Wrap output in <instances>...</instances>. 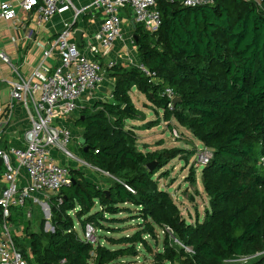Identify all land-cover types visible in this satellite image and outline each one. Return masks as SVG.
Returning <instances> with one entry per match:
<instances>
[{
  "label": "trees",
  "instance_id": "1",
  "mask_svg": "<svg viewBox=\"0 0 264 264\" xmlns=\"http://www.w3.org/2000/svg\"><path fill=\"white\" fill-rule=\"evenodd\" d=\"M157 8L162 15L157 31L139 24L135 29L139 59L156 78L121 63L106 67L114 82L111 98L83 108L75 118L85 140L80 156L109 173L107 186L71 168L72 185L50 197L54 230H45L44 223L39 231L26 230L36 264H114L138 255L139 246L152 252L148 238L157 242V228L164 232L163 246L150 264H229L243 257H251L243 264H264V0H214L199 7L158 0ZM134 88L154 112H163L169 128L175 120L212 152L210 162L201 165L210 204L203 218L197 214L188 221L157 176L178 156L186 160L189 151L139 147L137 128L128 124L147 117L134 103ZM167 88L181 99L174 110ZM188 181L197 187L194 168ZM128 205L140 223L131 235L106 237L118 248L79 235L77 221L83 229L89 223L104 228L103 221L121 222L116 216L130 213ZM15 242L27 258L25 245Z\"/></svg>",
  "mask_w": 264,
  "mask_h": 264
},
{
  "label": "built area",
  "instance_id": "2",
  "mask_svg": "<svg viewBox=\"0 0 264 264\" xmlns=\"http://www.w3.org/2000/svg\"><path fill=\"white\" fill-rule=\"evenodd\" d=\"M158 0H94L92 6L101 9L104 21L101 29L95 34L90 43V50L95 55L102 50L108 53L115 43L124 37L123 18L121 10L130 7L135 21L143 25L148 31H157L162 23L161 12L157 8ZM170 3L180 1L186 7L209 5L214 0H168ZM261 1V0H257ZM71 0H21L18 8L10 1L0 3V18L4 21L16 23L19 11L34 13L38 25L52 19L59 12L73 7ZM58 56L60 63L51 65L50 59ZM117 64L112 61L109 67ZM7 66L16 73V79L8 81L11 86V102L7 112L6 122L0 119V134L13 118L15 103H25L28 112L29 127L25 131V147H0V163H3V182L0 186V209L4 223L0 220V264H30L18 248L12 227L9 223L11 208L23 206L29 199L43 191L59 192L62 188L70 187L73 183L71 167L57 163L52 150H58L66 157L73 158L79 163L86 162L75 156L69 149L73 138L72 131L65 125L58 124L56 119L69 116L83 107L79 100L86 93L98 89L103 84L105 71L99 60L85 55L74 40V30L71 23H66L58 38L49 45H44L43 54L38 65L30 75L24 77L13 65L10 55L0 50V68ZM132 66L138 68L153 80L156 73L140 60ZM166 95L171 99L170 109L174 110V98L177 96L172 88L166 89ZM29 97L33 99L31 109L27 103ZM37 97V98H36ZM3 108L0 104V118ZM174 136L179 137V131L173 129ZM207 165L212 152L205 148ZM264 160V159H263ZM17 162V163H16ZM87 163V162H86ZM20 169L27 172L29 183L21 185L19 182ZM100 170V169H99ZM102 171V170H101ZM108 176L109 173L105 172ZM125 187L131 192L135 190L128 184ZM96 228L89 223L84 229V240L97 242ZM251 257H243L230 262L247 263Z\"/></svg>",
  "mask_w": 264,
  "mask_h": 264
},
{
  "label": "crops",
  "instance_id": "3",
  "mask_svg": "<svg viewBox=\"0 0 264 264\" xmlns=\"http://www.w3.org/2000/svg\"><path fill=\"white\" fill-rule=\"evenodd\" d=\"M2 1H10L17 8L21 2V0H0V3ZM71 1L74 5L73 7L57 13L52 19L42 25L37 24L34 13H27L22 10L19 11V17L16 23L12 21L7 22L0 18V50H4L10 55L13 65L18 69L22 76L27 77L31 74L33 69L41 60L44 45H49L52 41L57 39L59 34L64 30L66 23L72 24V28L74 30V40L78 43L80 50L91 59L99 60L103 69L104 66L105 68L109 67L110 62L112 61L121 63L125 66H132L133 63L140 60L137 42L135 41V29L137 23L135 21L134 12L130 7H124L121 10L124 37L118 40L108 53H104V50L101 48L102 51L95 55L90 50V43L92 40L94 41L95 34L101 29L104 21V14L101 9L92 6L94 0ZM77 30L83 31L81 41H79L75 35ZM50 63L53 66L58 65L60 63L58 56L52 57L50 59ZM104 71L106 70L104 69ZM16 78V73H14L11 68L4 65L0 68V104L3 108V113L1 114L0 119L4 123L7 120V112L11 102V86L8 81ZM102 85L113 89V79L109 75H105ZM110 98L111 97L107 94H104L96 89L82 96L79 100V106L83 108L90 107L92 104L94 105L96 101H107ZM27 103L30 105L31 109L34 107L33 99L30 97ZM80 111L81 110L65 117L58 116L56 122L58 124L65 125L72 131L74 139L70 145L73 146L72 148L75 149L80 159L85 161L80 156L83 129L75 123V118L80 115ZM27 115L28 112L26 104L24 102L15 103L12 121H10L7 126L3 127V132L0 134L1 148L8 149L11 147H25L24 135L26 129L29 127ZM52 156L57 163L67 164L70 165L71 168H77L84 171L87 179L95 182L101 188H106L109 176L104 171H101L86 162L79 163L73 158L66 157L60 151L55 149L52 150ZM3 171L4 170L1 169L0 165L1 187L4 186L2 178ZM19 181L21 185H27L29 183L27 172L24 169H20ZM47 192L48 191H43L37 195L40 196V194H45ZM27 203L28 202L23 205L26 206L25 208L28 206L26 205ZM28 210L29 208H27V211ZM31 210L28 211V218L32 217ZM21 212V209L17 211L12 210L10 212L9 223L13 230L11 232L14 236V240L17 238L25 245L26 259L28 262L30 264H36L33 262V253L27 243L29 236L26 232L25 225L28 223L27 221H29V219H24L26 215H21ZM1 213L0 209V220L4 223ZM1 232L2 230L0 231V234ZM81 237L83 238L84 236Z\"/></svg>",
  "mask_w": 264,
  "mask_h": 264
},
{
  "label": "rangeland",
  "instance_id": "4",
  "mask_svg": "<svg viewBox=\"0 0 264 264\" xmlns=\"http://www.w3.org/2000/svg\"><path fill=\"white\" fill-rule=\"evenodd\" d=\"M104 69L106 70L105 66ZM107 74V71L104 73ZM87 94V93H86ZM85 94V95H86ZM132 97L136 107L142 111L147 120L145 122L141 120L130 121V127H136V132L139 135L138 145L143 151L147 150H161L164 148L179 147L185 151H189L187 154V159L184 157L178 156L173 159L166 167L160 170L157 173L159 181L162 186H164L174 197L177 204L179 205L184 217L191 222H194L197 214H200L203 218L205 210L210 207L209 198L205 193L203 183H202V170L201 165L205 161V157L202 155L206 154V149L202 142H200L189 130L178 124L173 120L172 128H169L167 123L162 120L161 116L163 112L160 111V115L154 112L153 106L147 99L146 95L138 91L136 88L132 91ZM93 105V104H92ZM91 105V107H92ZM77 118V117H76ZM161 119L160 125L153 128H145L144 123L148 121H156ZM144 125V126H143ZM173 129L179 131L180 136H174ZM72 145H69V149L77 157L79 155L72 148ZM80 158V157H79ZM76 161V160H75ZM1 169L4 170L3 163L0 164ZM194 168L197 171L198 184L197 187L193 186L188 181V176H190L191 169ZM165 172L168 174L165 175ZM196 188L199 189V192L196 191ZM56 191H48L45 194H40V196H35L29 202L27 208L32 211V217L28 218L27 208L21 215H26L24 219H29L28 223L25 225L26 230L30 231H39L41 229V224L44 223V228L47 231L52 230L51 218H50V197L55 194ZM37 197V198H36ZM131 208V212H123L118 214L116 217L121 219V222H107L103 221L104 228H96V239L101 240L103 244L109 248L115 249L118 248V245L111 244L106 238L108 236L113 237H122L125 235L133 234L137 229L140 223V220L137 218L133 219V216L138 214L135 212V207L128 205ZM50 210V211H49ZM99 210L97 206L92 213ZM27 211V212H26ZM111 219V216H108ZM76 227L81 236H84V230L81 227L80 222H76ZM28 225V226H27ZM109 230V231H108ZM121 230V231H119ZM158 239L148 238L151 246L152 252L147 251L142 246H139V254L136 256H128L119 259L114 264H150L153 261L154 252L157 248L163 246L164 232L161 228H157ZM159 244V245H156ZM242 262H230L229 264H241Z\"/></svg>",
  "mask_w": 264,
  "mask_h": 264
},
{
  "label": "water",
  "instance_id": "5",
  "mask_svg": "<svg viewBox=\"0 0 264 264\" xmlns=\"http://www.w3.org/2000/svg\"><path fill=\"white\" fill-rule=\"evenodd\" d=\"M82 34H83V31L82 30H77L76 32H75V35H76V37H77V39L79 40V41H81V39H82ZM135 41H137V36L135 35ZM98 90L100 91V92H102V93H104V94H107L108 96H112V94H113V89H111V88H109V87H107V86H105V85H99L98 86ZM181 99H180V97L179 96H176L175 98H174V104H176L178 101H180ZM125 110L126 111H128V112H131V110L129 109V107H126L125 108ZM84 142H85V140L83 139V137L81 138V143H82V146H83V144H84ZM157 164V162L155 161V162H152V163H150L149 164V167L152 169L155 165ZM107 192H109V191H107ZM50 211V210H49ZM50 215H51V211H50ZM50 218H51V216H50ZM52 230H54V228H52ZM46 264H50V263H46Z\"/></svg>",
  "mask_w": 264,
  "mask_h": 264
}]
</instances>
